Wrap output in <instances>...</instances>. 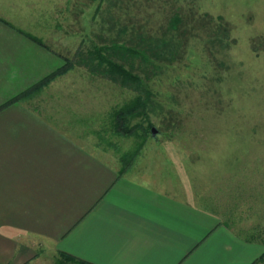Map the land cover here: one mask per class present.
<instances>
[{
  "label": "rangeland",
  "instance_id": "obj_1",
  "mask_svg": "<svg viewBox=\"0 0 264 264\" xmlns=\"http://www.w3.org/2000/svg\"><path fill=\"white\" fill-rule=\"evenodd\" d=\"M33 10L30 26L53 54L70 59L94 45L165 37L171 16H184L185 51L159 62L149 119L133 121L151 124L147 135L112 130L111 112L136 92L83 65L56 77L31 104L77 127L76 141L96 157L121 164L120 155L140 148L136 171L160 175L168 188L264 243V0H37ZM218 16L230 27L228 47L216 40ZM34 264L76 263L46 254Z\"/></svg>",
  "mask_w": 264,
  "mask_h": 264
},
{
  "label": "crops",
  "instance_id": "obj_2",
  "mask_svg": "<svg viewBox=\"0 0 264 264\" xmlns=\"http://www.w3.org/2000/svg\"><path fill=\"white\" fill-rule=\"evenodd\" d=\"M36 3L0 0V105L64 62L20 32L44 41L30 26ZM31 98L0 111V264L62 253L76 264H264V243L160 175L123 173L115 159L87 152L77 127Z\"/></svg>",
  "mask_w": 264,
  "mask_h": 264
},
{
  "label": "trees",
  "instance_id": "obj_3",
  "mask_svg": "<svg viewBox=\"0 0 264 264\" xmlns=\"http://www.w3.org/2000/svg\"><path fill=\"white\" fill-rule=\"evenodd\" d=\"M208 22L212 21L209 14L205 15ZM219 34L217 33V41L225 47L229 44L225 39L229 38L230 27L222 16L216 18ZM215 20V19H214ZM186 24L184 16L176 12L169 19V26L165 30V37H154L153 35L141 38L139 46H131L119 41L112 42L110 45H94L93 48L87 50H78L75 59L65 56H59L63 59L64 64L53 71L51 74L43 78L41 81L22 91L12 99L0 105V111L8 108L12 104L26 100L27 98L40 92L44 87L48 86L56 77L65 74L74 65H83L95 75L108 78L123 87L136 92V97L123 107L111 112L112 130L122 136L139 135L140 131L145 134L149 133V127H145L141 123L133 124L137 117H145L149 119L151 109V98L154 96L150 87V80L153 75L161 69L159 62L165 61L171 63L177 60L180 53L184 52L187 46L186 33H190L188 29H183ZM20 32L34 41L41 47L51 50L40 37L25 31ZM139 71V72H138ZM147 135V134H146ZM139 149H133L120 155L119 159L122 165V172L130 171L136 163ZM64 260L77 262L73 257L62 253ZM264 254L256 261L262 263Z\"/></svg>",
  "mask_w": 264,
  "mask_h": 264
},
{
  "label": "water",
  "instance_id": "obj_4",
  "mask_svg": "<svg viewBox=\"0 0 264 264\" xmlns=\"http://www.w3.org/2000/svg\"><path fill=\"white\" fill-rule=\"evenodd\" d=\"M153 133H154V129H153Z\"/></svg>",
  "mask_w": 264,
  "mask_h": 264
}]
</instances>
